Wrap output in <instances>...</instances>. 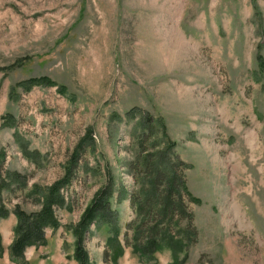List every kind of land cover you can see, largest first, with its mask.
Here are the masks:
<instances>
[{
	"label": "rangeland",
	"instance_id": "374dc122",
	"mask_svg": "<svg viewBox=\"0 0 264 264\" xmlns=\"http://www.w3.org/2000/svg\"><path fill=\"white\" fill-rule=\"evenodd\" d=\"M259 54L264 58V0H0V68L23 61L0 72V205L11 213L0 219V264H23L10 256L14 211L40 212L33 187L63 178L83 141L72 183L63 190L68 204L56 210L61 226L46 230L45 245L26 250V262L79 264L71 227L112 184L124 248L118 264H146L133 250L129 225L138 216L131 200L143 189L140 151L144 156L158 140L165 150V136L177 144L174 155L187 165L180 170L201 201L184 196L198 233L186 264H264ZM42 76L68 94L57 87L15 89ZM147 114L159 125L145 144ZM7 115L16 128L4 125ZM16 134L35 153L31 160ZM151 220L143 224L144 236ZM180 220L186 228L187 217ZM111 237L105 226L91 228L85 240L91 264H113ZM149 264H172L170 250Z\"/></svg>",
	"mask_w": 264,
	"mask_h": 264
},
{
	"label": "trees",
	"instance_id": "16d2710c",
	"mask_svg": "<svg viewBox=\"0 0 264 264\" xmlns=\"http://www.w3.org/2000/svg\"><path fill=\"white\" fill-rule=\"evenodd\" d=\"M257 58L261 71L264 72V58L260 54ZM17 66L22 67L23 61H18L12 67L0 68V72L7 73ZM36 87H57L61 94H68L65 86L56 83L48 76L29 78L18 83L15 89L30 92ZM14 94L10 98L15 99L17 95ZM135 111L137 109H133L127 114L132 115ZM138 112L140 111L138 110ZM145 116V121L141 123L143 129L141 137L144 139V143L147 144L150 136L157 134L156 127L159 125V122H157L159 120L154 121L153 117L148 114ZM4 125L16 128L15 117L7 115L4 119ZM16 138L21 144L24 156L31 160L35 153L29 151L28 143L19 134H16ZM165 138L168 141L165 150L161 149L162 141L158 140L151 145L150 151L145 150L146 154L144 156V147L139 153L138 161L145 177L142 191L136 193L131 200L138 219L134 223H130L129 228H132L134 232L133 250L141 260L146 261V264L155 260V255L166 249L170 250L172 254V264H186L188 250L196 242L198 233L194 226V215L185 205L186 199H184V196L193 203L199 204L201 201L190 192L186 179L180 170L181 166L187 167V165L178 156L174 155L177 144L171 142L167 136ZM87 139L93 140L91 132L88 133ZM83 142L76 147L74 155L66 166L63 178L50 187H33V193L37 195L42 204L40 212L28 214L21 207H16L14 214L17 218V224L14 229V240L10 246V256L13 262L28 264L25 260L26 250L30 247L37 248L45 245L47 243L46 230L48 228L54 230L60 228L61 224L56 216V210L64 208L68 204L63 190L72 183L78 168L79 157L83 153ZM0 157L4 158V153H1ZM4 183L5 181H2V184ZM114 190L112 184L101 189L85 209L79 222L71 227V232L76 236L74 258L79 264H91L90 256L85 249V240L88 234H91L93 226L98 229L105 226L113 234V237L108 239V245L113 248V264H118L119 258L124 254V248L119 240V215L113 209L111 202ZM143 211H147V213L144 214ZM10 214V211L4 205H0V219L8 218ZM143 214L145 218H148L142 224H139L138 221ZM184 216L187 217L188 223L186 228H181L180 219H184ZM150 218H153L151 220L152 225L147 227V235L144 236L143 224H146ZM156 218L159 220L154 222ZM175 229L178 231L177 235L173 232L176 231ZM144 237L145 240H142ZM141 241L143 244H141ZM2 253L0 237V254ZM105 254L108 256L109 251H106Z\"/></svg>",
	"mask_w": 264,
	"mask_h": 264
}]
</instances>
